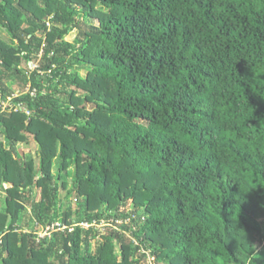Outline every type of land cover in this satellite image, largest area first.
Returning <instances> with one entry per match:
<instances>
[{
	"label": "trees",
	"instance_id": "16d2710c",
	"mask_svg": "<svg viewBox=\"0 0 264 264\" xmlns=\"http://www.w3.org/2000/svg\"><path fill=\"white\" fill-rule=\"evenodd\" d=\"M0 28V264H264V0H0Z\"/></svg>",
	"mask_w": 264,
	"mask_h": 264
},
{
	"label": "rangeland",
	"instance_id": "374dc122",
	"mask_svg": "<svg viewBox=\"0 0 264 264\" xmlns=\"http://www.w3.org/2000/svg\"><path fill=\"white\" fill-rule=\"evenodd\" d=\"M75 32L76 31H71L66 37L65 39L68 40V41H72L75 37ZM0 37L1 38H4V39H7V35L6 33L0 28ZM85 74V71H81V75L84 76ZM7 84L8 86H10L13 90H15V92H17V88L15 86V84L11 81H7ZM3 107L7 105V102H3ZM92 105L90 104H87V108H90ZM0 138H2V136H0ZM3 139V138H2ZM36 147L37 145L34 144L32 141H29V142H19L17 143V149L19 151V153L22 155V156H32L34 158H36ZM56 171V166L54 165L53 167V172ZM69 187V186H68ZM37 191V190H36ZM59 195L58 197L60 198V200H62L64 197V191L62 189L59 190ZM3 199H4V193L0 190V208H2L3 206ZM67 201H70L72 204L74 203V200L72 198V196H69L67 197ZM73 206H75V204H73ZM129 212H131L130 216H134V213L132 211V202L131 200H128L127 203L123 206H121L119 208V211L118 213H121V214H128ZM113 220V218H112ZM129 221V218L128 216L127 217H124L123 219H116V220H113V224H115L118 228H120L121 226H124L125 224H127ZM111 222V220H110ZM57 224V223H56ZM103 225H97L102 231L104 230V228H107V227H101V226H104L105 223H102ZM110 224V223H109ZM34 230L36 233L38 234H43L44 231L41 229V226H36L34 227ZM147 264H154L153 260L150 261V263L148 262Z\"/></svg>",
	"mask_w": 264,
	"mask_h": 264
},
{
	"label": "built area",
	"instance_id": "2783aa9c",
	"mask_svg": "<svg viewBox=\"0 0 264 264\" xmlns=\"http://www.w3.org/2000/svg\"><path fill=\"white\" fill-rule=\"evenodd\" d=\"M4 107H6V106H4Z\"/></svg>",
	"mask_w": 264,
	"mask_h": 264
}]
</instances>
